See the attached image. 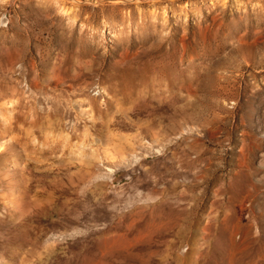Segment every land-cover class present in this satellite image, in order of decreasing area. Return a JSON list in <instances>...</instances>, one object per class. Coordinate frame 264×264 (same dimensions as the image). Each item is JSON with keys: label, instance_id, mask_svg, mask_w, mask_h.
Returning <instances> with one entry per match:
<instances>
[{"label": "rangeland", "instance_id": "rangeland-1", "mask_svg": "<svg viewBox=\"0 0 264 264\" xmlns=\"http://www.w3.org/2000/svg\"><path fill=\"white\" fill-rule=\"evenodd\" d=\"M0 264H264V0H0Z\"/></svg>", "mask_w": 264, "mask_h": 264}]
</instances>
